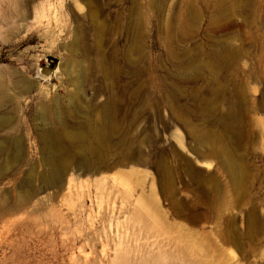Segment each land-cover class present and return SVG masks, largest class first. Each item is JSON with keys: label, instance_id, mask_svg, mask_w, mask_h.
<instances>
[{"label": "rangeland", "instance_id": "obj_1", "mask_svg": "<svg viewBox=\"0 0 264 264\" xmlns=\"http://www.w3.org/2000/svg\"><path fill=\"white\" fill-rule=\"evenodd\" d=\"M0 95V264H264V0H0Z\"/></svg>", "mask_w": 264, "mask_h": 264}, {"label": "bare ground", "instance_id": "obj_2", "mask_svg": "<svg viewBox=\"0 0 264 264\" xmlns=\"http://www.w3.org/2000/svg\"><path fill=\"white\" fill-rule=\"evenodd\" d=\"M53 35V34H52ZM51 35V36H52ZM55 37V36H54ZM55 65H58L57 63H55ZM72 65H73V63H72ZM73 67V66H72ZM75 68V67H74ZM74 68L72 69V70H74ZM69 69H71V68H69ZM53 70V68H50V67H40V71L42 72V73H49L50 71H52ZM71 72V71H70ZM0 97L1 98H3L2 97V95H0ZM45 113V112H44ZM43 113V114H44ZM42 115V114H41ZM44 115H46V114H44ZM43 116V115H42ZM45 117V116H44ZM1 118V117H0ZM46 118V117H45ZM4 120V119H3ZM45 120H47V119H45ZM7 120H5V122H6ZM2 124V122H1V120H0V125ZM105 129V128H104ZM106 131V130H105ZM101 132L103 133V131L101 130ZM98 133V132H97ZM105 133H103V135H104ZM99 135H100V130H99ZM102 135V134H101ZM49 138L51 137V136H48ZM82 137V136H81ZM53 141V145H54V147L56 148V149H58L59 148V145H58V143H57V141L55 140V139H53L52 140ZM58 152H60V150L58 151ZM59 160V159H58ZM63 161V160H62ZM57 162V161H56ZM63 163V162H62ZM64 164V163H63ZM54 165V167H55V173L56 174H58L59 172H60V170H61V168H63V166H62V164L60 163V162H57L56 163V166H55V164H53ZM69 188L68 189H70V188H72L71 186H68Z\"/></svg>", "mask_w": 264, "mask_h": 264}, {"label": "water", "instance_id": "obj_3", "mask_svg": "<svg viewBox=\"0 0 264 264\" xmlns=\"http://www.w3.org/2000/svg\"><path fill=\"white\" fill-rule=\"evenodd\" d=\"M55 63H57V61L55 60Z\"/></svg>", "mask_w": 264, "mask_h": 264}]
</instances>
